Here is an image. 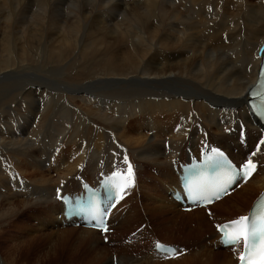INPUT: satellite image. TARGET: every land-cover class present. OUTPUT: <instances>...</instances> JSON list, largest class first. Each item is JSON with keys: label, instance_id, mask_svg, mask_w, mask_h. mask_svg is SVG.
Segmentation results:
<instances>
[{"label": "bare ground", "instance_id": "6f19581e", "mask_svg": "<svg viewBox=\"0 0 264 264\" xmlns=\"http://www.w3.org/2000/svg\"><path fill=\"white\" fill-rule=\"evenodd\" d=\"M263 44L264 0H0V264H50L59 256L83 264H112L114 257L115 264H236L240 245L222 249L209 229L231 220L219 213L246 215L264 188V128L247 107ZM145 119L147 133L140 127ZM152 119L175 126L164 134ZM205 139L216 148L232 144L220 150L238 164L260 145L252 158L257 169L219 202L180 215L183 206L172 195L181 166L199 159L202 150L193 154ZM80 143L85 148L75 157L57 151ZM125 154L135 187L110 215L111 226L117 224L109 243L121 245L119 231L137 215L143 223L175 208L183 223L170 227L181 226L179 236L209 227L211 239L178 244L176 258L155 249L127 255L130 245L110 250L97 231L65 220L57 189L82 193L85 183L123 171ZM144 167L155 171L152 190L139 185ZM162 189L163 195L154 193ZM142 200L150 208L143 210ZM206 208L218 214L207 217ZM24 214L35 229L22 225ZM48 226L54 235L46 243L69 238L72 248L60 255L37 249V229ZM54 226L65 229L54 233Z\"/></svg>", "mask_w": 264, "mask_h": 264}, {"label": "snow or ice", "instance_id": "6c2138e0", "mask_svg": "<svg viewBox=\"0 0 264 264\" xmlns=\"http://www.w3.org/2000/svg\"><path fill=\"white\" fill-rule=\"evenodd\" d=\"M260 75L264 77V67L261 68ZM254 95H260V104L253 106V110L258 114H264V94ZM240 135L241 137L246 136L242 126ZM260 145H264V140L260 141ZM260 145H257L256 151L252 152L239 165L226 160L224 153L216 147H211L207 153L202 150L201 161L204 167L213 170V182L210 185L198 188L196 186L198 178H189L185 184L186 195L189 196L193 203L210 205L214 200H219L222 195L228 194L237 177L248 181L253 176V173L256 172L257 165L252 158L260 151ZM122 162L126 165L123 171L114 170L110 175L105 174L104 179L99 182L100 186L105 190L107 201L109 202L107 207H101L99 190L89 187L87 183L83 185L86 203L81 204L79 198L76 201L77 207L74 211L76 213H85L89 216L92 221L90 226L102 234L110 231L109 219L111 211L117 207L127 190L131 189L135 183L134 167L127 154L123 156ZM113 167L115 168L116 165H113ZM57 199L67 200L72 203V199L65 197L59 188L57 189ZM216 230L221 236L220 242L223 245L243 246V251L238 256L240 264H264V195L260 197V200L248 215H241L235 219L228 220L226 223L218 224L216 225ZM105 242H108L106 235ZM155 249L157 252L163 253L165 258H176L182 253L181 249L164 245L159 241L156 242Z\"/></svg>", "mask_w": 264, "mask_h": 264}, {"label": "rangeland", "instance_id": "374dc122", "mask_svg": "<svg viewBox=\"0 0 264 264\" xmlns=\"http://www.w3.org/2000/svg\"><path fill=\"white\" fill-rule=\"evenodd\" d=\"M131 102V101H130ZM149 119H151V118H149ZM152 121H155V120H153L152 119ZM143 122H147L146 124L145 123H143ZM156 123H158V124H160L161 125V127H163V129L162 130H160L161 132L163 131L164 132V134H166V132H167V130L168 129H170V128H173L174 126H175V123H169L168 124V122H165V121H155ZM171 124V125H170ZM174 124V125H173ZM145 126L147 127V129L145 128ZM168 126H171V127H168ZM140 127L143 129V132H146L147 133V131L149 130V127H148V119H145V120H142L141 122H140ZM145 128V129H144ZM86 144V143H85ZM106 144V143H105ZM217 144L221 147V148H224V146H229V147H232V144H230V143H228V142H217ZM82 145V147H81V149L82 148H85V145H83V143H80L78 146H73V145H64V144H62V146L60 147V148H58L57 149V151L60 153V154H64L65 156H68L69 154H73L74 155V157L76 156V153H77V151H78V147L79 146H81ZM203 145V146H202ZM213 145V143H212V141H211V139H205L204 141H202V144H201V147H200V149L198 148L196 151H194V153L195 154H193L194 156H196L197 155V153H198V151L199 150H208L211 146ZM207 146V147H206ZM105 147V149H106V146H104ZM232 150H234L233 148H232ZM48 152H49V150H48ZM236 152H234L233 154L234 155H236L235 154ZM187 154H186V156L185 157H182V160L184 159L185 161L187 160ZM75 159V158H74ZM15 169V168H14ZM142 172H141V176L139 175L140 173H138L137 175H138V181H139V185L140 186H142V188H144L145 190H152L153 188H154V186H158V184L156 185V183H155V177L156 176H154L155 175V171H150V173H148L149 171H148V169L147 168H143L142 170H141ZM16 172H18L17 170H16ZM19 173V172H18ZM148 173V174H147ZM175 173H177L178 174V172H175V170H174V175H175ZM140 176V177H139ZM176 176V175H175ZM81 184V183H80ZM167 189V188H166ZM17 190V189H16ZM155 194H157L158 196L161 194V195H163V189L162 190H160V191H155L154 192ZM150 194H151V192H150ZM167 194H168V199L170 200V196H171V192L167 189ZM136 195H137V192H136V194H135V191H134V193L132 194V200L134 201L135 199H136ZM139 195V194H138ZM134 196V197H133ZM256 198V197H255ZM132 202V201H131ZM130 204H132V203H130ZM147 204H148V201H141V207H142V209L144 210V208H146V206H147ZM147 208H150V206H147ZM127 209L128 208H124V209H122V215H124L125 213H127ZM175 209H177L178 211H179V208H175ZM175 209H173V210H175ZM173 210H170V211H164V213H158L157 214V216H152V215H148V217H146L145 219H144V222L142 223V222H140V220L138 219V215L135 217V218H133L126 226H125V231H124V229L123 230H121V231H119V234H118V239L120 240V244L122 245V242L125 244L124 246H127V245H130V249H126L128 252H126V254L127 255H130V254H135V253H138V251H145L144 253H148L149 252V250L152 248V244H151V240L152 239H157V240H160V241H162L163 243L164 242H166L167 244H174V245H176V246H179L178 244H182V245H186V243H188V244H191V243H193L194 245L195 244H200V243H203V241H205V240H210L211 239V237L209 236V235H206L205 233H207L209 230L211 231V229L214 231L215 229L213 228V226L211 225V228L209 229V227L207 228V229H205V231H203V233H195L194 234V232L193 233H191V235H189L190 236V239L192 238L193 240H192V242L189 240V241H187L188 240V238L187 237H189V236H182V235H180L179 236V232L181 231V226H179L178 228L177 227H170V226H172L173 224H174V222H176V223H183L182 221H180V220H178V214H180V213H182V214H180V215H186V213H183V212H180V213H178V212H173ZM173 212V213H172ZM210 213H211V215H214V213H215V215L216 214H218V212L217 211H212V210H210ZM230 213L231 214H229V212H228V214H221V213H219L220 215H222V216H224L225 218H231V219H235V218H237V217H239L240 215L239 214H235V213H233L232 211H230ZM142 214V213H141ZM188 214H190V213H187V215ZM151 216V217H150ZM208 216H210V215H208L207 214V217ZM30 216H29V214H24V216L21 218V221H22V225H23V223H25L26 222V225H28L29 227H33L34 229H35V223L33 222V220H30ZM147 219H149V221L147 220ZM152 219H153V221H152ZM186 220H187V218H185V220H184V223H186ZM148 221V222H147ZM151 221V222H150ZM79 223H77V225H78ZM116 224H117V221L116 222H114V232H115V227H116ZM187 224V223H186ZM76 225V224H75ZM77 225L76 226H74V225H71L72 227L74 226L75 227V229L77 230V229H79V227L80 226H78L77 227ZM145 225V226H144ZM152 226L153 225V227H154V229L153 230H155V232L156 233H154V232H152V233H149L148 232V234H145L144 233V229H146V227L147 226ZM181 225V224H180ZM143 226V227H142ZM196 226V225H195ZM195 226L194 227H192V225H190V228L191 229H194L195 228ZM51 227V226H50ZM49 226H48V229H37L38 231V233L37 234H35L36 236H34V238H36L39 242L37 243V245H38V247H37V249H42V250H44L45 252H52V251H55L58 255H60V254H63V253H65V251L67 250V248L68 249H71L72 248V241H71V239H64V240H55V242H52L53 241V239H52V241H51V243L48 241L47 243H46V239L48 238V236H52V235H54L53 234V232H52V230H51V228H50ZM183 227V226H182ZM67 228H71V227H67ZM54 233H57V232H59V230L61 231V229L62 230H64L65 228H63V227H59V228H55V226H54ZM119 229H121V228H117V230H119ZM142 229H143V231H142ZM209 229V230H208ZM56 230V231H55ZM187 230V229H186ZM208 230V231H207ZM133 234H135V235H133ZM140 234V235H139ZM141 234H144V235H141ZM203 234V235H202ZM112 235V234H111ZM116 235V234H115ZM151 235V236H150ZM194 235V236H193ZM198 235V236H197ZM45 238H44V237ZM195 236H197V238L195 237ZM205 236V237H204ZM139 237V238H138ZM44 238V239H43ZM130 238V239H129ZM136 238H138V240L137 241H135V239ZM187 239V240H186ZM187 242H186V241ZM24 241H26L25 239H24ZM159 241V242H160ZM183 241H185V242H183ZM71 242V243H70ZM128 242V243H127ZM133 242H135V243H133ZM169 242V243H168ZM67 243V244H66ZM101 243H102V241H101ZM133 243V244H132ZM153 243V242H152ZM214 243V241L212 242V244ZM40 244V245H39ZM43 244V245H42ZM135 244V245H134ZM140 244V245H139ZM48 245V246H47ZM50 245V246H49ZM102 245H104V246H108L109 248H110V250L112 249V247L114 246V248L115 249H119L120 247H121V245H119L117 242H115V241H113L112 243H108V244H103L102 243ZM151 245V246H150ZM213 249L214 250H216V248L214 247V244H213ZM135 248V249H134ZM222 248V247H221ZM36 249V250H37ZM144 249V250H143ZM147 249V250H146ZM223 249V248H222ZM196 251V250H195ZM2 251H1V249H0V254H1V257H2V253H1ZM32 253H31V258L34 256L33 254L34 253H36V251H31ZM60 257V260H59V262L58 261H51V263L50 264H77V263H79V264H83V263H85V262H78V261H72V262H70V261H65L64 260V258L63 257H61V256H59ZM55 258V257H54ZM113 259V263L112 264H115V262H116V259H115V257L114 258H112ZM221 263H223V260H210L209 261V263H206V264H221ZM45 264H47V262L45 263ZM99 264H103V263H99Z\"/></svg>", "mask_w": 264, "mask_h": 264}]
</instances>
